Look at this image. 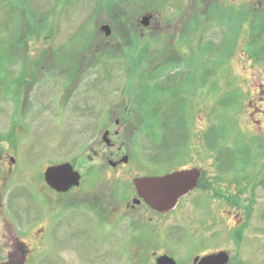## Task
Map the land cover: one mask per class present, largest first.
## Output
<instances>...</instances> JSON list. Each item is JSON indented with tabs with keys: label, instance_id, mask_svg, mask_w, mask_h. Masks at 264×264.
Returning <instances> with one entry per match:
<instances>
[{
	"label": "rangeland",
	"instance_id": "rangeland-1",
	"mask_svg": "<svg viewBox=\"0 0 264 264\" xmlns=\"http://www.w3.org/2000/svg\"><path fill=\"white\" fill-rule=\"evenodd\" d=\"M137 69L158 74H130L127 85L169 79L168 92L147 94L151 109L161 106L152 138L180 135L175 118L203 127L195 146L207 138L209 164L224 182L255 184L256 213L264 214V0H0V150L32 151L34 177L58 145L71 158L90 130L76 98L104 101L115 71ZM187 86L190 109L180 103ZM92 182L105 192L114 186L101 176ZM80 214L48 264H121L124 254L108 247L112 227ZM261 230L245 256L264 262ZM34 264H46L45 255Z\"/></svg>",
	"mask_w": 264,
	"mask_h": 264
},
{
	"label": "flooded vegetation",
	"instance_id": "flooded-vegetation-1",
	"mask_svg": "<svg viewBox=\"0 0 264 264\" xmlns=\"http://www.w3.org/2000/svg\"><path fill=\"white\" fill-rule=\"evenodd\" d=\"M130 70L115 71L116 85L107 87L106 100L97 102L90 95L94 107L84 103L87 95L76 98L87 108L82 125L90 130L81 143L72 145L77 153L71 158L65 159L58 145L34 177L28 169L32 151L0 150V264H34L39 255H45L48 264L65 246L68 228L72 231L80 222V212L112 227L108 247L124 254L121 264H157L161 257L172 259L170 264H264L251 253L264 224V214L256 213L258 187L239 188L224 182L220 170H212L203 144L207 138L201 148L195 146L194 136L204 129L198 124L194 129L189 120L176 124L175 118L171 124L181 126V134L163 144L154 140L148 126L155 123L161 106L157 102L151 109L147 94L151 88L168 92V76L151 80L155 86L127 85L130 74H158ZM188 87L180 101L186 108ZM64 164L79 173L80 183L58 191L45 181V173ZM188 172L195 174V182L176 198L174 187L139 186L144 179ZM97 176L114 184L110 192L92 182ZM213 256H219L217 262L202 261Z\"/></svg>",
	"mask_w": 264,
	"mask_h": 264
},
{
	"label": "water",
	"instance_id": "water-1",
	"mask_svg": "<svg viewBox=\"0 0 264 264\" xmlns=\"http://www.w3.org/2000/svg\"><path fill=\"white\" fill-rule=\"evenodd\" d=\"M150 16L142 17L141 23L145 27H148L150 23ZM101 30L105 32V35H110V27L109 26H102ZM45 181L52 187L57 189L58 191H66L73 186H78L80 183V175L79 173L75 172L70 164H64L61 166H55L49 168L45 173ZM195 182V174L194 173H180L174 174L170 176H166L164 178H157V179H144L139 182V186L146 189L157 188L164 189L165 186L174 187V195L173 197L176 198L178 194L182 191H185L188 186H192ZM172 189V188H171ZM173 192V189H172ZM157 198L158 195H157ZM219 256L207 257L204 258L202 261L204 263H211L217 262ZM172 259L168 257H161L158 260L157 264H170ZM220 263V260H219Z\"/></svg>",
	"mask_w": 264,
	"mask_h": 264
}]
</instances>
